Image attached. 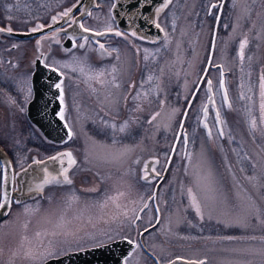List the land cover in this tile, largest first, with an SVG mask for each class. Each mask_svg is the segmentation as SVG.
<instances>
[{
	"label": "rangeland",
	"instance_id": "374dc122",
	"mask_svg": "<svg viewBox=\"0 0 264 264\" xmlns=\"http://www.w3.org/2000/svg\"><path fill=\"white\" fill-rule=\"evenodd\" d=\"M10 1L15 5L17 0ZM220 1L173 0L169 8L165 9L161 21L159 19L169 33L168 47H163V37L156 44L150 43L144 47V44L137 43L135 46V49L147 48L156 55V60H150L147 67L143 52L140 55L132 54L128 43L107 38L109 36L97 40L102 42L106 39L110 42L106 47L109 51L112 48L117 49L110 56H102L96 51L94 43L91 46L86 45L84 49L71 48L72 46L67 48H71L72 54H52L49 57L52 61L66 62V59L75 55L86 60L97 70L110 71L113 65L119 69L117 82L120 87L113 88L110 84L101 86L95 81H90L91 87L97 89L95 93L91 91L89 84L84 82L83 76L65 70L71 77V85L66 88L64 97L65 121L74 133L73 139L66 144L56 145L48 142L27 121L19 124L8 123V111L0 104V143L12 155L16 169H21V162L22 166H26L33 158L42 159L58 151H71L77 160V165L69 173L73 180L71 186L45 188L43 196H53L52 203L37 195L34 199L14 205L11 215L0 224V264H8L10 259L13 264H30L23 259L22 254L13 259V253L18 250L23 235L32 237L43 226L42 217L45 210H55L56 202L61 200L66 191H75L82 200L103 199L123 192L125 196L120 198L119 203L126 204L129 208L135 207L139 212L159 179L154 177L151 183H148L140 178L145 161L148 158L158 161L155 164L156 172L158 175L162 173L183 111L207 61L215 16L219 9H213V15H208V6L210 2L219 4ZM107 3L109 2L98 0L99 7L95 6L91 10L92 16H88L83 23L102 30L110 19V4L106 6ZM5 4L9 9L14 8L12 4ZM248 5L251 10L245 14L244 0H239L236 7L233 6V0H226L219 21L213 63L225 67L226 86L233 104V108L228 109L222 104V94L215 95L217 108L224 121L221 125L224 136L220 137L219 129L214 126L215 112L211 108L207 121L212 129L211 139L200 123L203 119L201 107L206 102L204 82L185 122L184 135H187L188 144H184L182 135L166 178L157 193L160 221L155 229L143 236V243L162 264L175 256L206 259L207 264H228L230 260L243 258L225 249L255 247L259 241H223L220 237L264 234V226H260L255 218H252L251 226L247 229L226 227L220 222L241 214L248 204H254L264 215V139H261L259 134L253 136L249 133L244 114V105L247 102L238 100V85L243 79L252 85V92L248 94L253 96V115L258 117V79L261 69L264 68V31H261L264 27V0H255V3L248 0ZM27 6L17 9L23 10V19L28 22L17 23L15 27L26 29L34 26L32 8ZM43 11L48 12L47 9ZM245 33L249 38L245 55L253 59L250 67L247 59L245 60L244 71L241 72L237 52L239 41ZM81 42L84 41H77ZM156 48H161L159 54L155 53ZM117 55L120 57L119 61L116 60ZM21 57L26 62L32 58V54H23ZM161 68L164 69L163 74L160 72ZM140 69L143 71L139 81ZM130 71L133 75L132 83L136 77L138 84L133 92L129 90L126 93L124 83L130 76ZM150 71L154 72L158 79L141 87ZM249 71L251 76L247 75ZM210 73L215 93L218 90L219 69H210ZM103 79L111 80V77L105 75ZM156 84H159L160 90L149 96L151 103L144 101L143 97L133 100L137 91L146 92L149 88H155ZM125 96L128 97L127 100L124 99ZM160 100L165 101L163 108ZM137 103L141 104L142 110H134ZM173 108L179 111L170 118L169 114ZM156 112H160V115L149 124L148 121ZM13 113L23 115V111L18 109L13 110ZM103 121L115 123L117 126L128 122V129L125 133L116 132L113 135L110 128L103 126ZM89 136L106 145H111L115 138L118 142L117 148L127 145L132 151L120 160L104 162L96 158L97 154L103 155V152L91 148ZM89 151H92V155H88ZM186 153H191V158L186 156ZM206 172L211 174L210 192L207 191L206 182L197 183V177ZM250 177L255 179L250 181ZM92 187H96L98 191H84ZM189 188L202 204L203 220L191 207ZM37 201L42 206L41 212L32 217H25L23 205L35 207ZM133 201L136 203H132ZM111 211L113 209L110 208L109 214ZM140 216L141 219L134 226H122L121 235L138 241L139 232L152 225L156 219L152 203ZM26 220L30 221L27 231L22 227ZM98 227L117 228V225L100 224ZM103 242L109 241L104 239ZM81 243L84 248L94 246L93 241L87 239ZM75 250L73 248L71 251ZM128 264L155 263L138 247L129 258Z\"/></svg>",
	"mask_w": 264,
	"mask_h": 264
},
{
	"label": "snow or ice",
	"instance_id": "6c2138e0",
	"mask_svg": "<svg viewBox=\"0 0 264 264\" xmlns=\"http://www.w3.org/2000/svg\"><path fill=\"white\" fill-rule=\"evenodd\" d=\"M95 5V0H93ZM173 0H162V3L155 8V15L157 19H154L152 21V24L159 30V32L164 33L163 36V47L167 48L169 43V33L166 31V28L161 25L159 21V17L161 13L165 11V9L169 8V6L172 4ZM239 0H233V6L236 7ZM80 3V0H76V3L73 4L71 7L66 8L62 13H58L57 15H53L51 17V24L47 25L48 28H52L53 25H56L60 22L61 19L64 18H70L66 20V23L68 24V27H72L73 24H78V27L81 31V33H84L81 37V39L84 41L83 43H77L76 39L73 37H69V39L72 40V48H80L84 49L87 46H91L93 43L98 45V48L96 51L101 53V55H111L112 52H116L117 49L112 48L111 51H109L105 44L100 42L99 40H93V37H104L109 34H113L116 37H122L124 39H128L129 37H134L137 40H143L144 37L137 36L135 31H130L128 33L114 30L112 23L110 20L111 17V11L113 9L117 8L116 3H111L110 6V19L108 22L105 23V27L101 29L93 28L87 26L85 23L79 22L75 19L73 16V9L77 7V5ZM252 3H255V0H252ZM99 7V5H95ZM143 6V5H141ZM223 0L218 3L210 2L208 6V15H213V9L216 8H223ZM251 9L248 5V0H244V12L245 14L249 12ZM88 16H92V12L88 11L86 13ZM243 18V17H240ZM9 19H12V17H9ZM215 19L217 23L220 21V16L216 15ZM27 22V21H25ZM239 26V25H237ZM45 25L37 23L35 27H32L30 31L32 33L35 32H41L43 31ZM255 27V25H254ZM173 28H175V21H173ZM236 29L234 28L233 31ZM7 31L8 33H12L13 29L11 27L5 29L3 27H0V32ZM66 31L63 26L60 28H56L53 30L52 36L49 37L47 35L42 36L40 39L36 41L37 49L41 46V41L46 39H52L55 43H59V40L57 39V36L59 32ZM261 31H264V27H262ZM158 39H153L150 41L152 44H156L158 42ZM249 45V38L248 35L245 33L243 38L239 41V50L237 52V56L239 59V63L241 66V72L244 71L243 65L245 63V60L249 62V67L251 65V61L253 57L245 55V49ZM13 47H16V45H13ZM212 48L215 49V34H213L212 39ZM66 51H71V49H67ZM143 52V60L145 61V66H148L149 61H155L156 55L153 54L152 51H150L147 48L140 49L137 48L136 52L137 55H139ZM161 51V48H156L155 53L159 54ZM116 60L119 61L120 57L119 55L116 56ZM207 62L210 67H215L219 69V79H218V90L214 93V81L210 78V67H205L203 69L204 75L200 76L199 79L201 82L206 83V102L202 104L201 111L203 113V119L200 121L203 128L207 130V136L209 139L212 138V129L209 128L208 124V118H209V110L210 108L215 112V127L219 129V136H224V131L221 125H223L224 121L221 117V112L217 108V102L215 99V95L222 94V104L226 106L228 109L233 108V104L230 101L228 88L226 86V79H225V67L220 64H214L213 63V57L211 54L207 57ZM15 67V65H13ZM46 68H48L51 72L56 73L59 77V82L54 84V87L59 92V102H60V108L57 113V116L60 120H65V108H64V78L68 75V72L65 70H68L72 73H79L81 76L84 77V82L89 84V87L93 93L97 91L96 88H92L90 81H95L96 83L100 84L101 86H105L107 84H110L113 88H119L120 84L117 82V74L119 72V69L116 67V65H113L111 70H105L100 69L97 70L93 68L91 65L87 63L86 60L81 59L80 57H77L75 55L72 56L71 60L66 62L56 61L54 60L51 64L45 63L44 65ZM161 74H163L164 69H160ZM105 75H108L111 77V80H105L103 77ZM248 76H251L252 73L249 71L247 73ZM70 78V77H69ZM158 77L155 76L154 72L150 71L147 79L144 80L141 84V87H143L144 84L152 83L155 80H157ZM195 87L197 90L200 89L201 84H195ZM240 92L238 96L239 101H245L244 105V114L246 116V124L249 130V133L253 136L259 134L261 139H264V68L261 69L259 79H258V87H259V100H258V117L256 115H253V96L249 95L248 93L252 92V85L250 83H246L243 79H241L240 84L238 85ZM160 90L159 84L155 85V88H149L146 92H140L137 91L136 95L133 97V100H140L141 97H143L144 101L151 103V100H149V96L154 94V92H158ZM29 95H31V89L29 88ZM197 93L193 92L192 95L195 96ZM125 100L128 99L127 96L124 97ZM161 107L163 108L165 101L160 100L159 101ZM189 105H191V101H188ZM24 109L21 108V111ZM136 111L142 110L141 104L137 103L136 108L134 109ZM178 109L173 108L171 110L170 118L172 116H175V114L178 112ZM160 115V112H156L152 115L151 119L148 121L149 124H151L153 121L156 120V118ZM187 115V112H185V116ZM103 126L105 128H110L113 132V135L116 132L119 133H125L128 129V122H125L119 126H117L115 123L109 124L108 121H103ZM64 127L68 129L67 131V137L68 140L73 139V129L69 127L68 123L64 124ZM184 123L181 120L180 121V128L183 129ZM181 138V134L177 133L176 139L179 140ZM88 140L91 142V148L93 150L99 149L103 152V155H96L97 159H100L104 162H111L115 160H120L124 156L127 155V153L132 151V148H130L127 145H123L119 148L116 147L117 140L113 138L111 145H106L99 143L92 139L91 136L88 137ZM66 142V141H65ZM183 142L185 145L188 144V138L187 135L183 136ZM172 150L175 151V145L172 146ZM88 155H92V151L88 152ZM186 156L191 158V153H186ZM110 158V159H109ZM169 160H171V157H168ZM47 161H55L58 162L60 165L59 171L57 174L53 175L49 172L47 167H44L42 169L43 171V179L39 183H35L32 187L28 189V191L35 192L38 195L42 196L43 198L47 199L49 203H52L54 200V197L49 195L44 197V190L46 187H54V188H64V186H71L73 184V180L70 177V170H72L77 165V160L73 156V153L71 151H65V152H58L56 155L47 157V160H39V159H33L32 164L29 165V168L32 167V165H42L46 164ZM138 162V161H137ZM158 163V161H152V172L156 173L157 175L159 173L156 172L155 164ZM22 167V162H21ZM255 167V165H253ZM11 168V163H6L3 165L2 168H0V188H3L4 185L8 184L9 182V176L7 174L6 169ZM149 164L145 162L144 169H143V175L140 177L142 180L151 183V178L149 176L148 172ZM23 171H27V169H23ZM17 176L20 175V173H16ZM255 177H250L249 180H254ZM206 182L207 184V191H212V183H211V174L210 173H204L203 175H199L197 177V183L200 182ZM84 191L87 192H97L98 189L96 187L85 189ZM188 195L191 201V207L195 210L196 215L200 217L201 220H203V212H202V204L198 200L197 196L193 194V190L191 188L188 189ZM125 193L118 192L115 196H106L103 199H93V200H82V198L77 195L75 191H66L64 196L61 198L60 201H57V208L52 211L45 210L44 215L42 217L43 219V226L39 228L32 237H29L28 235H23L20 240L19 248L16 252L13 253V259L17 255L23 256V259L26 261H29L30 264H48L49 260L53 259H59L62 255H67L70 253V251L75 248L77 251H84V247L81 243V241L87 239L90 241H93L94 246L96 248H102L105 247V244L103 242L104 239L111 242L117 238L120 240L128 243L129 245H132V251H130L125 257H124V264H128L129 258L132 256V253L136 250V248L139 247V245L135 244V241L132 240L130 237L126 235H121L123 232L124 225L128 226H134L137 221L141 219V216L139 212H143L145 209L149 207L147 203L143 204V207L139 209V212H137V209L135 207L129 208L126 204L122 205L119 203V200L121 197H124ZM34 199V198H33ZM149 199H155V194L149 197ZM12 199L10 196V193L7 189H4L2 193H0V209L5 207H10L12 203ZM16 203H20L19 200L15 201ZM132 203H136L133 201ZM42 206L40 205L39 201L36 202L35 207L31 205H23V215L25 217H32L41 212ZM113 209L111 211V214H109V209ZM156 212L159 213V209H156ZM252 218H255L256 222L260 226H264V215H262L261 210L256 207L254 204H248L244 207L243 212L239 215L229 217L227 220L220 221L221 223H224L226 227H237L242 229H247L251 226V220ZM157 223H159V217L157 216ZM29 220H26L24 224L22 225L23 229L27 231L29 226ZM104 224V225H111L116 224L117 228H111V227H98V225ZM90 229V230H89ZM144 231H148L147 228L144 229ZM223 241H259V244L255 247L252 246H241L237 248H231V249H225L226 251H229L231 253H234L237 257H241L243 259H238L235 261H228V264H264V234L260 236L256 235H244V236H222L219 238ZM8 264H13V260H9ZM156 264H159V261L156 262ZM167 264H207L206 259H188L184 256H175L173 259H169L167 261Z\"/></svg>",
	"mask_w": 264,
	"mask_h": 264
},
{
	"label": "water",
	"instance_id": "95a60500",
	"mask_svg": "<svg viewBox=\"0 0 264 264\" xmlns=\"http://www.w3.org/2000/svg\"><path fill=\"white\" fill-rule=\"evenodd\" d=\"M113 2L117 4V8L112 10V15L114 19L117 21L118 28L124 31H136V34L138 36L144 37V39L148 42L157 38H159L158 39L159 41L163 37V33L159 32V30L152 24V21L155 19V8L162 3V0H113ZM225 2L226 0H223V5H225ZM94 7L95 5L93 0H80V3L77 5V7L73 9V12L79 8L81 9V13L77 15L75 19L81 22V20L85 16H87L86 13ZM222 9L219 8L217 12V15H219L220 17H221ZM59 26H60V22L56 25H53L52 28H48L47 26L44 27L43 31L41 32L32 33L31 31L29 32L12 31V33H8L7 31H4V33L14 37L26 39L41 35ZM218 27H219V23H217L215 19L210 47H209V53H208V55L211 54L212 57L214 56V49L212 48V39H213V34H215V44H216ZM69 30L72 31V34H69L64 44L66 48L72 46V40L69 39V37H73L76 39L85 35L84 33H81L78 24H73L72 27L69 28ZM106 36H114V35L109 34ZM104 37H93L92 39L97 40ZM38 62L39 61H37L34 72L32 74L31 85H32L33 96L26 106V117L32 125L36 126V128L39 130V132L41 133V135L44 137L45 140L56 145H63L66 144L69 140L67 137L68 129L64 127L65 122L64 120H60L57 116V113L60 108V102L58 99L59 92L56 88H54V84L56 81L59 80V77L57 76L56 73L51 72L48 68H46L44 65L39 64ZM205 67H210L207 61ZM213 68L215 67H210V69ZM202 75H204L203 72L201 76ZM47 76L53 77L54 80L47 84L44 83L43 81L46 79ZM203 83L204 82H201L199 79L197 84H201L202 86ZM205 89H206V83H205ZM199 90H197L195 87L193 92H196L198 94ZM197 94L195 96L191 94L188 101H191L192 103L191 105H189V103L187 102L186 107L183 111L181 120L184 123V127L183 129H181L179 123V127L177 130V133H180L181 136L184 135L185 122ZM185 112H187L186 116H185ZM178 141L179 140H177L175 137V140L173 142V145H175V149L178 144ZM65 151H58V152H65ZM58 152L50 156L56 155ZM174 153L175 151H173L171 148L170 154L168 156L171 157V160L167 159L165 167L160 175H157L156 173L152 172V161H154L153 158H148L145 161L149 164L148 172L150 178L152 179L154 177H159L151 194V196L155 194V199H149L150 197L149 196L145 202L148 205L152 203L155 212L156 209L158 208L157 193L159 187L166 178L170 164L174 157ZM39 160H47V157ZM9 162L11 163V168L6 169L7 174L9 176V182L8 184L4 185L3 188H0L1 191L0 193H2L4 189H7L10 193L13 202L11 203L10 207H5L0 209V222L6 219V217L8 216V214L12 209L13 204H18L15 201L19 200L20 203H22L23 201L30 200L38 195L35 192L30 193L28 189L32 187L35 183H39L40 181H42L43 179L42 169L44 167H47L49 172L53 175L57 174L60 168L59 163L55 161H47L46 164H42V165H32V167L29 168V165L32 164L31 161L26 166L23 167V169H27L26 172L23 171L22 168L18 171H15L10 156L0 145V168H2L3 165ZM16 173H20V175L17 176ZM141 213L142 212H139L140 215ZM157 216L159 217V221H160V213L156 212V218ZM158 224L159 223H157V219H155L154 223L147 227L148 231L145 232L143 229L142 231L139 232L138 241L137 242L135 241V244L137 245L138 243L141 249L143 250V252L147 256H149L154 261L155 264L159 260L153 253H151L145 247L143 243V236L147 232L155 229L158 226ZM104 244L105 247L102 248H96L95 246H92V247L84 248L85 250L82 252L77 250L70 251L69 254L62 255L58 260L57 259L49 260L48 264H124V257L130 251H132L133 248L132 245H129L128 243L120 240L119 238ZM159 264L162 263L159 261ZM163 264H167V263H163Z\"/></svg>",
	"mask_w": 264,
	"mask_h": 264
},
{
	"label": "flooded vegetation",
	"instance_id": "af4514ba",
	"mask_svg": "<svg viewBox=\"0 0 264 264\" xmlns=\"http://www.w3.org/2000/svg\"><path fill=\"white\" fill-rule=\"evenodd\" d=\"M4 1L7 4H10V5L12 4L10 3L11 2L10 0L0 1V27H3L5 29L11 27L13 31H21V32H29L31 28L24 29V28L15 27L17 23L18 24L26 23L25 22L26 19H23L24 17L23 10L17 9L18 7L20 6L24 7L25 5H28L27 8L31 7L33 18H34V26L36 25V23H40V24L45 25L46 27L47 25L51 24V17L53 15L62 13L66 8L71 7L73 4L76 3V0H22L23 3H21V0H17L16 1L17 5L12 4L14 8L9 9L8 7H6V4L4 3ZM103 1L109 2L106 4V6L110 4L108 7L110 10V6H111V3H113V0H103ZM97 4H98V0H95V5ZM46 9L48 10L47 13L43 11ZM92 9H90V11ZM80 13H81V9L79 8L73 12V16L76 18V16L79 15ZM163 14L164 12L161 13L159 17L160 21L162 18L161 16ZM9 17H12V19H9ZM87 17L88 15L85 16L81 20V22L83 23ZM111 17H112L111 19L112 26L115 30H119L125 33L130 32V31H124L117 27V21L114 19L112 15V11H111ZM36 19L38 22H36ZM68 19L70 18L61 19L60 26L56 27V28H60L61 26H63V28L66 29V31L59 32L57 36L59 43L58 44L55 43L52 39L42 40L41 46L39 47V49H37L36 41L44 35L51 37L54 29L46 33H43L41 35L34 36L32 38H26V39L14 37L4 32H0V104H2V106L6 108V110L8 111L6 115V119L8 120V123L19 124L22 121H27L29 124H31L26 117V106L33 96L31 80H32V74L34 72L37 61H39L38 63L41 65H45V63L51 64L53 61L50 60L49 57L52 54H72V51L70 52L66 51L67 48L64 46L69 34H72V31L69 30L70 27H68V24L66 23V20ZM155 19H157L156 15H155ZM107 38H114L115 40H117L118 42L120 41L121 43H128L130 48H132V54H137L136 49H135V46H137L136 45L137 43L144 44L145 45L144 47L150 44V42L146 41L145 39L137 40L134 37H129L128 38L129 41L128 39L126 40L122 37H116L115 35L109 36ZM78 40L82 41L81 37L79 39H76V41ZM131 42H132V45H131ZM102 43H104L106 47H108V45L111 44L110 42L106 41V39L102 41ZM13 45H16V47H13ZM115 45L117 47V43ZM95 46L98 48L97 45ZM23 54H32V58H29V60L25 62L23 57H21L23 56ZM140 54H142V51ZM68 60H71V59H66V61ZM13 65H15V67ZM142 71L143 69L139 70V74H138L139 81L142 78ZM69 77L70 75L68 73V75L65 76L64 78V84H63L64 97H65V91L67 90L66 88H69L71 85V82H70L71 77L70 78ZM132 78H133V75H131V71H130V76H128V79L124 83L125 92L127 91L126 93H128L129 90L133 92V89L138 84V82L136 83L137 78L134 77L133 83H132ZM53 80H54L53 77L47 76L43 82L47 84L49 82H52ZM119 81H121V79ZM57 82H59V80L56 81L55 83ZM29 88L31 89V95L28 94ZM64 102H65V99H64ZM21 108L24 109L23 115L20 116L17 113L16 114L13 113V110L15 109L21 110ZM64 122L66 123L65 120ZM34 128H35V131L37 132L39 131L36 128V126H34ZM2 148L5 150L3 146ZM7 153L9 155V152ZM11 160L14 166V170L18 171V169H16L15 167L13 158H11ZM14 205L16 204H13L11 211L13 210ZM11 211L8 214V216L11 215ZM8 216L6 217V219L8 218ZM6 219L1 221L0 224L4 222Z\"/></svg>",
	"mask_w": 264,
	"mask_h": 264
},
{
	"label": "trees",
	"instance_id": "16d2710c",
	"mask_svg": "<svg viewBox=\"0 0 264 264\" xmlns=\"http://www.w3.org/2000/svg\"><path fill=\"white\" fill-rule=\"evenodd\" d=\"M194 102H195V100H194ZM9 155L11 156V158H13L12 155L10 154V152H9Z\"/></svg>",
	"mask_w": 264,
	"mask_h": 264
}]
</instances>
